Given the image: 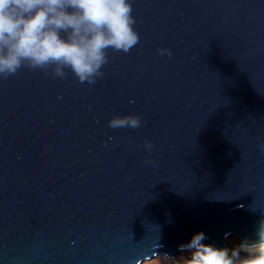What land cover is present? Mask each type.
Masks as SVG:
<instances>
[{
	"label": "water",
	"instance_id": "obj_1",
	"mask_svg": "<svg viewBox=\"0 0 264 264\" xmlns=\"http://www.w3.org/2000/svg\"><path fill=\"white\" fill-rule=\"evenodd\" d=\"M130 3L139 42L109 48L94 83L54 65L0 77V264H141L201 231L219 248L256 237L264 0ZM125 115L140 127L109 126Z\"/></svg>",
	"mask_w": 264,
	"mask_h": 264
},
{
	"label": "clouds",
	"instance_id": "obj_2",
	"mask_svg": "<svg viewBox=\"0 0 264 264\" xmlns=\"http://www.w3.org/2000/svg\"><path fill=\"white\" fill-rule=\"evenodd\" d=\"M130 0H0V77L14 75L22 66L48 69L64 77L70 69L81 83L102 77L107 50L130 51L139 34ZM171 56L170 49H160ZM136 115L114 116L109 126L139 128ZM145 146L151 150L150 141ZM264 152V143L260 144ZM206 234L193 235L172 258L154 252L141 264H264V218L256 237H245L232 248L205 244Z\"/></svg>",
	"mask_w": 264,
	"mask_h": 264
},
{
	"label": "rangeland",
	"instance_id": "obj_3",
	"mask_svg": "<svg viewBox=\"0 0 264 264\" xmlns=\"http://www.w3.org/2000/svg\"><path fill=\"white\" fill-rule=\"evenodd\" d=\"M231 241H234L236 243H239V239L236 237V236H231L228 240H227V243L229 244V242ZM180 254H183V255H188V251L186 250L185 252H179L174 258L178 259L180 258ZM161 257H163L164 255H160ZM155 258V257H154Z\"/></svg>",
	"mask_w": 264,
	"mask_h": 264
},
{
	"label": "bare ground",
	"instance_id": "obj_4",
	"mask_svg": "<svg viewBox=\"0 0 264 264\" xmlns=\"http://www.w3.org/2000/svg\"><path fill=\"white\" fill-rule=\"evenodd\" d=\"M236 244H237L236 242L230 240V242H229V248L234 247ZM180 252H181V251H180ZM182 255H183V254H180V257H181Z\"/></svg>",
	"mask_w": 264,
	"mask_h": 264
}]
</instances>
